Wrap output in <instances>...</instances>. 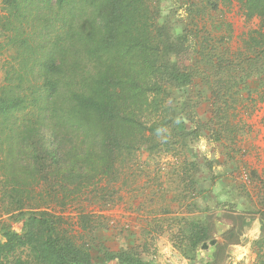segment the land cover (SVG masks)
<instances>
[{
    "label": "trees",
    "instance_id": "trees-1",
    "mask_svg": "<svg viewBox=\"0 0 264 264\" xmlns=\"http://www.w3.org/2000/svg\"><path fill=\"white\" fill-rule=\"evenodd\" d=\"M236 1L246 19L264 22V0ZM196 2L184 8L189 15H204L219 0ZM158 15L150 0H0V203L19 230L0 227V264H94L50 205L62 199L65 206L105 175L115 177L121 154L157 149L150 136L165 140L166 106L187 95L202 64L186 28L170 31ZM243 48L242 85L252 79L264 87V32H253ZM223 112L216 109L208 123L210 133L214 119L221 124L218 142L228 126ZM199 123L187 135L200 137ZM202 167L215 169L208 160ZM259 215L252 250L264 264ZM207 220L187 221V252L207 240ZM236 227L230 237L239 236ZM98 252L101 264H151L132 247Z\"/></svg>",
    "mask_w": 264,
    "mask_h": 264
},
{
    "label": "rangeland",
    "instance_id": "rangeland-1",
    "mask_svg": "<svg viewBox=\"0 0 264 264\" xmlns=\"http://www.w3.org/2000/svg\"><path fill=\"white\" fill-rule=\"evenodd\" d=\"M194 3L150 0L159 24L175 32L186 28L197 45L195 61L202 64L187 95L166 106L165 140L150 136L151 147L157 149L137 147L129 155L121 154L115 177L105 175L65 206L62 199L50 205L63 216L67 235L89 250L94 264L103 261L98 249L117 252L130 247L149 255L151 264H260L252 248L260 236L259 214L264 212V87L252 79L246 81V89L242 85L248 71L238 52L253 32H264V22L246 19L236 0H219L199 17L184 9ZM4 56L0 52L1 76ZM205 76L209 85L200 83ZM218 108L224 110L228 125L220 142L213 136L221 124L213 120V133L208 126ZM198 123L204 126L200 137L187 135ZM205 160L213 162L212 172L202 167ZM203 216L210 225L204 242L216 239L217 244L208 253L199 250L203 242L187 252V221L202 222ZM3 225L19 232L0 203ZM234 226L237 238L227 234Z\"/></svg>",
    "mask_w": 264,
    "mask_h": 264
},
{
    "label": "water",
    "instance_id": "water-1",
    "mask_svg": "<svg viewBox=\"0 0 264 264\" xmlns=\"http://www.w3.org/2000/svg\"><path fill=\"white\" fill-rule=\"evenodd\" d=\"M217 244V240L216 239H213V240H210V241H207V242H203L200 246V251H203V252H211L214 250L215 246Z\"/></svg>",
    "mask_w": 264,
    "mask_h": 264
},
{
    "label": "crops",
    "instance_id": "crops-1",
    "mask_svg": "<svg viewBox=\"0 0 264 264\" xmlns=\"http://www.w3.org/2000/svg\"><path fill=\"white\" fill-rule=\"evenodd\" d=\"M1 79H2V76H1V73H0V82H1Z\"/></svg>",
    "mask_w": 264,
    "mask_h": 264
}]
</instances>
